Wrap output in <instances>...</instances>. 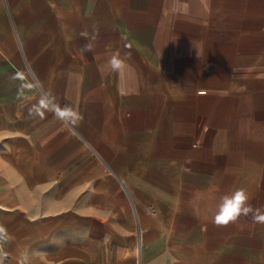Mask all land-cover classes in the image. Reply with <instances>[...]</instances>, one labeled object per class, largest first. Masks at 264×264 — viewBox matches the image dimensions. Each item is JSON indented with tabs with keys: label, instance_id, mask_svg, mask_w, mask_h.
Listing matches in <instances>:
<instances>
[{
	"label": "crops",
	"instance_id": "1",
	"mask_svg": "<svg viewBox=\"0 0 264 264\" xmlns=\"http://www.w3.org/2000/svg\"><path fill=\"white\" fill-rule=\"evenodd\" d=\"M261 218L264 0H0L4 264H264Z\"/></svg>",
	"mask_w": 264,
	"mask_h": 264
},
{
	"label": "clouds",
	"instance_id": "2",
	"mask_svg": "<svg viewBox=\"0 0 264 264\" xmlns=\"http://www.w3.org/2000/svg\"><path fill=\"white\" fill-rule=\"evenodd\" d=\"M85 47L89 51L91 50L90 45H85ZM108 65L113 71H120L125 66L124 60L116 55H113L109 59ZM69 111L71 110L65 108L61 110L58 115L62 118L64 114ZM248 199L249 197L244 189H238L231 194L223 196L218 206V210L213 217V222L218 226L237 222L241 216H246L248 214ZM261 219L264 220V218Z\"/></svg>",
	"mask_w": 264,
	"mask_h": 264
},
{
	"label": "water",
	"instance_id": "3",
	"mask_svg": "<svg viewBox=\"0 0 264 264\" xmlns=\"http://www.w3.org/2000/svg\"><path fill=\"white\" fill-rule=\"evenodd\" d=\"M5 258H6V255L2 249L1 242H0V264L5 263Z\"/></svg>",
	"mask_w": 264,
	"mask_h": 264
},
{
	"label": "built area",
	"instance_id": "4",
	"mask_svg": "<svg viewBox=\"0 0 264 264\" xmlns=\"http://www.w3.org/2000/svg\"><path fill=\"white\" fill-rule=\"evenodd\" d=\"M61 110H63V109H61ZM61 110H59V113L61 112ZM62 118L66 123L70 124V122H71L70 112H66ZM153 212H155V211L153 210Z\"/></svg>",
	"mask_w": 264,
	"mask_h": 264
},
{
	"label": "bare ground",
	"instance_id": "5",
	"mask_svg": "<svg viewBox=\"0 0 264 264\" xmlns=\"http://www.w3.org/2000/svg\"><path fill=\"white\" fill-rule=\"evenodd\" d=\"M140 261V260H139ZM140 264V263H139Z\"/></svg>",
	"mask_w": 264,
	"mask_h": 264
}]
</instances>
